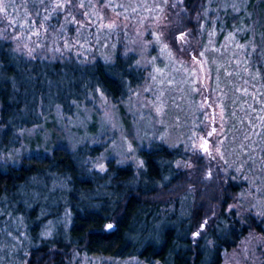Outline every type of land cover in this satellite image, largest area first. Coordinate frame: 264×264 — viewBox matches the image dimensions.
<instances>
[{"label":"rangeland","instance_id":"obj_1","mask_svg":"<svg viewBox=\"0 0 264 264\" xmlns=\"http://www.w3.org/2000/svg\"><path fill=\"white\" fill-rule=\"evenodd\" d=\"M0 9V36L27 57L107 65L123 59L140 70L131 68L136 85L127 83L115 100L88 84L69 115L54 108L23 133V151H14L12 162L30 155L33 143L41 152L55 144L72 154L83 147L85 161L78 159L77 168L86 165L101 175L110 162L140 174L139 151L150 144L218 160L242 185L231 209L238 218L255 217L262 228L223 252L221 264H264V0H0ZM66 184L53 179L50 193L61 197L42 199V205L65 206ZM161 212L163 220L185 217L187 201ZM70 219L64 207L59 217L43 222L40 234L67 231ZM155 226L147 225L138 238L145 246L155 243ZM173 262L169 254L151 262L135 255L72 256L73 264Z\"/></svg>","mask_w":264,"mask_h":264},{"label":"trees","instance_id":"obj_2","mask_svg":"<svg viewBox=\"0 0 264 264\" xmlns=\"http://www.w3.org/2000/svg\"><path fill=\"white\" fill-rule=\"evenodd\" d=\"M129 63L31 58L0 36V264H73V253L87 258L135 255L147 262L164 261L169 254L173 264H221L223 252H231L253 230L261 232L255 217L238 218L230 207L238 201L241 183L218 160L192 157L179 147L142 148L144 168L138 175L130 165L115 167L113 162L102 175L86 165L77 168L78 159L85 161L83 147L72 154L61 144L41 152L33 143L30 155L11 161L14 151H23L24 132L39 126L54 108L69 115L88 84L114 100L123 96L127 83L136 85ZM76 170L83 179H77ZM55 178L66 180L61 195L67 204L42 205V199L61 197L50 193ZM107 190L110 196L97 194ZM183 200L185 217L161 218L163 206L177 207ZM64 207L71 217L68 230L42 236L43 222L59 217ZM153 223L155 243L145 246L138 238ZM164 224L169 227L163 231Z\"/></svg>","mask_w":264,"mask_h":264},{"label":"snow or ice","instance_id":"obj_3","mask_svg":"<svg viewBox=\"0 0 264 264\" xmlns=\"http://www.w3.org/2000/svg\"><path fill=\"white\" fill-rule=\"evenodd\" d=\"M69 3H71V0H69ZM58 6L63 7V5H58ZM0 10H2V9H0ZM108 227L111 228L112 226L109 225Z\"/></svg>","mask_w":264,"mask_h":264}]
</instances>
